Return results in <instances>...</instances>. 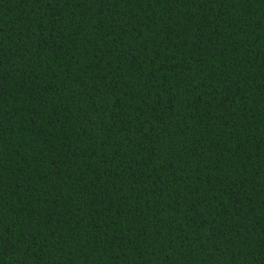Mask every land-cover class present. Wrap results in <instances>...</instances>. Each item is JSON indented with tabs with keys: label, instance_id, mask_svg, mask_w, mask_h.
Segmentation results:
<instances>
[{
	"label": "trees",
	"instance_id": "trees-1",
	"mask_svg": "<svg viewBox=\"0 0 264 264\" xmlns=\"http://www.w3.org/2000/svg\"><path fill=\"white\" fill-rule=\"evenodd\" d=\"M0 264H264V0H0Z\"/></svg>",
	"mask_w": 264,
	"mask_h": 264
}]
</instances>
